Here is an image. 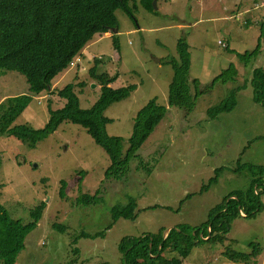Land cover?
<instances>
[{
	"label": "rangeland",
	"instance_id": "obj_1",
	"mask_svg": "<svg viewBox=\"0 0 264 264\" xmlns=\"http://www.w3.org/2000/svg\"><path fill=\"white\" fill-rule=\"evenodd\" d=\"M246 1L156 0V8L149 12L136 0L130 3L134 19L117 10V34L95 35L78 55L79 61L75 58L71 67L52 80L51 91L34 97L13 127L28 124L34 130L44 128L49 106L57 110L65 103L55 95L56 90L69 83L75 86L79 106L90 109L101 96L100 81L89 73L99 59L97 74L117 77L111 88L136 85L127 99L105 112L112 120L107 134L123 140L122 157L129 148L135 115L149 100L156 98L166 114L120 181L105 178L111 166L109 157L74 124L62 123L35 149L14 138L0 137V204L15 221L24 224L30 222L31 209L43 201L47 204L38 228L26 238L17 264H121L119 244L124 238L163 235L180 227L200 229L210 211L231 194L247 192L252 179L264 181V106L253 100L251 85L253 61L260 58L245 65L219 45L230 39L227 32L231 29L232 48L243 54L254 50L256 25L246 33L245 16L237 21V14L226 11L243 3L254 15L252 0ZM113 35L117 36L118 50ZM180 39L190 47V81L199 80L201 90H205L191 113L167 103L173 72L165 62L177 57ZM261 62L256 65L261 66ZM230 65L239 72L236 81L211 88L213 80ZM237 87L241 90L234 110L209 119L208 109ZM26 94L30 92L24 76L0 70V103ZM140 161L143 167L136 170ZM251 167L262 169V175H252ZM215 177L217 182L204 190ZM61 181L66 183L63 199L58 195ZM98 190L103 197L101 204H76L79 195H94ZM259 192L262 211L252 218L241 214L232 223L228 238L235 241L233 249L239 252H248L252 242L259 244L262 252L255 264H264L262 184ZM128 197L137 204L135 219H119L113 224L112 207L125 204ZM223 249L220 244L203 243L191 251L184 264H240L225 259ZM166 256L177 257L175 252Z\"/></svg>",
	"mask_w": 264,
	"mask_h": 264
},
{
	"label": "trees",
	"instance_id": "obj_2",
	"mask_svg": "<svg viewBox=\"0 0 264 264\" xmlns=\"http://www.w3.org/2000/svg\"><path fill=\"white\" fill-rule=\"evenodd\" d=\"M135 1L0 0V70L14 71L24 76L30 92V94L6 98L0 103V137L14 138L30 149H35L40 143L50 138L62 123H71L85 130L109 157L111 166L105 178L116 181L125 178L129 172V163L137 158L138 151L163 120L166 108L157 104L156 98H152L136 113L128 140L129 148L122 157L123 140L107 134V126L112 120L105 116V112L113 104L127 99L135 91L136 85L111 88L110 84L117 77H111L108 74L98 75L99 59L95 60V65L89 73L94 80L100 81L101 96L90 109H82L79 106V99L74 92L75 86L69 83L62 89L56 90L55 95L63 99L65 103L57 110H52L49 106V120L44 128L34 130L28 124L18 127H13V124L26 111L34 97L51 91L52 80L70 67L73 60L80 55L95 35L107 34L113 31V28H118L117 10H121L129 18L134 19V6H130V3ZM139 2L145 10L153 11L152 0H139ZM261 27V34L253 51L240 54L228 48L226 50L234 53L245 65H248L259 56L264 47V25ZM112 37L114 46L118 50L117 36ZM189 49L186 40H178L177 59L169 58L165 63L173 72L167 91L168 105L191 113L205 90H201L199 80L190 81ZM262 66L252 70L251 85L253 100L264 106ZM238 75L237 68L230 65L213 80L210 87L213 88L217 83L235 82ZM240 90V87L233 89L224 101L209 108L208 118L214 120L221 114L234 110ZM141 167L143 163L140 161L136 170H141ZM249 171L254 176L257 173L261 176L263 172L262 169L252 167ZM216 182L217 177L211 179L204 190ZM260 184L264 187V181L252 179L247 192L231 194L230 198L210 211L207 223L200 229L176 228L171 230L165 238H163V232L158 235H143L139 238H124L119 244L121 264H184V260L191 251L203 243L222 245L223 257L231 262L257 263L262 252L259 244L252 242L249 244L248 252H239L233 249L235 241H230L228 235L231 232L232 223L242 213L252 218L262 211ZM65 189L66 183L61 181L58 192L61 199L66 196ZM102 202L103 197L99 190L94 195L81 194L76 198V204L81 206H93ZM46 207L47 204L43 201L31 209L30 222L24 224L21 221H15L0 204V262L17 264L18 256L26 247V238L38 228ZM136 208V201L132 197H128L123 205L113 206L111 209L113 224H116L119 219L133 221L136 217ZM111 228L112 226L109 227ZM81 237L92 236L81 234ZM208 237L209 239L206 240ZM228 240L230 243L226 244ZM171 252H175L177 257L166 256Z\"/></svg>",
	"mask_w": 264,
	"mask_h": 264
},
{
	"label": "crops",
	"instance_id": "obj_3",
	"mask_svg": "<svg viewBox=\"0 0 264 264\" xmlns=\"http://www.w3.org/2000/svg\"><path fill=\"white\" fill-rule=\"evenodd\" d=\"M255 0H252V3L254 2ZM245 2L246 3H248V1H246L245 0ZM254 4V3H253ZM251 6H252V4H251ZM246 5H243V3H240V4H237L236 6H235V8L234 9H231V10H227L226 9V11H227V13H228V15H231V14H238V12H241V11H243V10H245L246 8ZM249 8V7H248ZM248 10V9H247ZM256 15L254 14L253 15V13L250 11V13H248V16H247V22H246V24L244 23V25L245 26H243V27H245L246 28V33H248V31H249V29L251 28V26L252 25H256V27H257V29H258V35L256 36V38H253L255 41L254 42H256L255 44H257V41H258V38H259V36H260V34H261V29H262V24L261 23H256V22H254L256 19ZM242 27V26H241ZM227 34H228V36H229V38L230 39H227V40H225V43L228 45V49L229 50H232V51H234V52H236V53H240V54H243L241 51H239V50H236V49H234V48H232L231 47V40H234V37L232 36V34H233V31H231V29H229V31L227 32ZM232 36V37H231ZM256 46V45H255ZM229 52V51H228ZM229 53H231V52H229ZM246 53V52H245ZM262 56L259 54V58L260 59H258V60H256V61H253V63H254V67L256 68V67H258L256 64H257V61H259V60H262V62H263V60H264V50L262 51ZM231 54H234V53H231ZM235 55V54H234ZM236 56V55H235ZM78 57V56H77ZM76 57V61H79V57L77 58ZM237 57V56H236ZM257 57V58H258ZM256 58V59H257ZM176 59H177V57H176ZM261 62V63H262ZM263 65V63L261 64V66ZM264 66V65H263ZM263 66H262V68H263Z\"/></svg>",
	"mask_w": 264,
	"mask_h": 264
},
{
	"label": "built area",
	"instance_id": "obj_4",
	"mask_svg": "<svg viewBox=\"0 0 264 264\" xmlns=\"http://www.w3.org/2000/svg\"><path fill=\"white\" fill-rule=\"evenodd\" d=\"M253 8L252 10L255 11V15H256V23H261L262 25H264V0H255L253 2ZM250 9L245 10L244 12H239L236 16H235V20L240 21L239 18L243 17V15L245 16V18L243 17V22L246 24L247 22V15L248 13H250ZM259 12V16L257 14V12ZM219 45H221L224 49H226L228 47V45L225 42H219ZM73 65V62L70 64V67ZM243 214V213H242Z\"/></svg>",
	"mask_w": 264,
	"mask_h": 264
},
{
	"label": "water",
	"instance_id": "obj_5",
	"mask_svg": "<svg viewBox=\"0 0 264 264\" xmlns=\"http://www.w3.org/2000/svg\"><path fill=\"white\" fill-rule=\"evenodd\" d=\"M152 7L153 8H156V0H152ZM114 34H117V28H113V31H112ZM263 69H264V66H263ZM243 215H244V213H243ZM244 216H246V215H244ZM170 231L171 230H167L164 234H163V238H165L166 236H168V234L170 233ZM209 232H210V229H209ZM207 239H209V237L208 238H206V240Z\"/></svg>",
	"mask_w": 264,
	"mask_h": 264
},
{
	"label": "bare ground",
	"instance_id": "obj_6",
	"mask_svg": "<svg viewBox=\"0 0 264 264\" xmlns=\"http://www.w3.org/2000/svg\"><path fill=\"white\" fill-rule=\"evenodd\" d=\"M255 22V21H254Z\"/></svg>",
	"mask_w": 264,
	"mask_h": 264
}]
</instances>
